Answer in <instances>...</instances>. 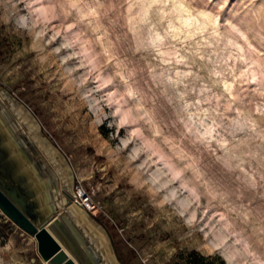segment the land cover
I'll list each match as a JSON object with an SVG mask.
<instances>
[{
	"label": "rangeland",
	"instance_id": "obj_1",
	"mask_svg": "<svg viewBox=\"0 0 264 264\" xmlns=\"http://www.w3.org/2000/svg\"><path fill=\"white\" fill-rule=\"evenodd\" d=\"M0 85L122 264H264V0H0ZM0 264H47L1 210Z\"/></svg>",
	"mask_w": 264,
	"mask_h": 264
},
{
	"label": "water",
	"instance_id": "obj_2",
	"mask_svg": "<svg viewBox=\"0 0 264 264\" xmlns=\"http://www.w3.org/2000/svg\"><path fill=\"white\" fill-rule=\"evenodd\" d=\"M0 95L7 100L13 116L19 123L25 125L33 142L46 156L52 167L56 170L57 162L51 161L46 144L50 145V149L52 148L57 151L58 156L63 159L70 169L63 154L52 142L42 135L41 125L35 114L8 90L2 88L1 85ZM16 108H21V113L16 111ZM32 124L33 127L31 128ZM15 130V123L11 122L7 113L0 109L1 212L17 227L36 240L38 254L47 264H94L91 258L89 261H86L79 245L73 243L68 236L74 238L78 244L84 246L86 243H84L81 235L78 233L79 231L86 237L92 247L97 249L98 244L96 241L90 240L87 231H85L82 225L76 222L78 224L77 231L75 227L68 224L65 218V215L69 214L67 203L64 213L57 215L56 207L47 202L49 200H46L45 197V183L41 182L36 176L33 167L29 163L26 147L18 139V134L15 133ZM59 178L62 186H66L67 184L64 179L62 177ZM64 193L69 198L72 197L67 191H64ZM61 223L66 225L72 236L69 234V231L66 233L69 234L68 236L62 233L60 230ZM101 226L108 234L115 261L118 264H122L118 260L108 229L104 225ZM89 249L91 251L90 247ZM94 260L97 259L94 257ZM100 261L101 264H108L102 256L100 257Z\"/></svg>",
	"mask_w": 264,
	"mask_h": 264
},
{
	"label": "flooded vegetation",
	"instance_id": "obj_3",
	"mask_svg": "<svg viewBox=\"0 0 264 264\" xmlns=\"http://www.w3.org/2000/svg\"><path fill=\"white\" fill-rule=\"evenodd\" d=\"M24 147H26V154L29 159V163L33 167L36 176L41 182L43 183L45 182L46 184L44 188L46 193L45 194L46 200L54 198V195L57 193L56 192L57 189H55L56 187L55 176L59 178L58 177L59 175L60 177H62V179H64V181L67 184L66 186H64L65 189H71L72 178L69 176V173L66 171V167L63 159L60 156H58L57 153H55L52 149L47 150L49 156H51V161L57 162L56 163L57 166L55 170L48 161V159L46 158V156L41 152V150L38 147H37L38 150L34 148H30L27 145ZM64 188L61 189L63 192L66 191Z\"/></svg>",
	"mask_w": 264,
	"mask_h": 264
},
{
	"label": "crops",
	"instance_id": "obj_4",
	"mask_svg": "<svg viewBox=\"0 0 264 264\" xmlns=\"http://www.w3.org/2000/svg\"><path fill=\"white\" fill-rule=\"evenodd\" d=\"M78 209L76 210V212H77V214L75 215L76 216V218H75V220H73V219H68L67 221H68V224H70V226L72 225L73 227H75V229L78 231V229H77V227H78V224L76 223V222H78L79 220H82V222L86 225V226H88V228H89V230H90V233L92 234V235H94L95 237H97V239H98V241H97V243H99L100 244V246L99 245H97V247H98V249H96V248H94V247H92V245L89 243V241L86 239V237H84L79 231H78V233L81 235V237H82V239H83V241H84V243H86L85 242V240L87 241V244H85L84 246L81 244H79L81 247H83V250L85 251L84 253H85V256L87 257V258H91L92 260H93V263L94 264H98L97 262H95L94 261V257L96 258V259H100V257H101V253H102V255H107L108 256V254L109 253H111L110 252V250H109V246H108V234H107V232L103 229V227L100 225V224H98L97 222V224L92 220V218L88 215V213L86 212V211H84L82 208H80V207H77ZM80 211V212H79ZM84 216V217H83ZM64 226L65 228H66V230L67 231H69L68 229H67V227H66V225L64 224V223H61V226ZM60 230L63 232V230L61 229V227H60ZM63 234H64V232H63ZM69 234L72 236V234L70 233V231H69ZM77 242V241H76ZM110 245H111V242H110ZM89 247L91 248V251H90V249H89ZM112 248V247H111ZM109 252V253H108ZM94 255V256H93ZM102 258H103V256H102ZM107 258V257H106ZM97 260V261H98ZM89 261V260H88Z\"/></svg>",
	"mask_w": 264,
	"mask_h": 264
},
{
	"label": "bare ground",
	"instance_id": "obj_5",
	"mask_svg": "<svg viewBox=\"0 0 264 264\" xmlns=\"http://www.w3.org/2000/svg\"><path fill=\"white\" fill-rule=\"evenodd\" d=\"M196 19V17L195 16H192L191 14H185V16H183L181 19H180V21H182V22H184L185 24L188 22V21H190V20H193V19ZM196 21V20H195ZM181 22V23H182ZM20 110H21V108H16V111H18L19 113H21L20 112ZM24 118V117H23ZM26 120V119H25ZM31 124V123H30ZM33 127V124H32V126H31V128ZM34 130V129H33ZM39 142L41 143V144H43V142L41 141V140H39ZM46 148L48 149V150H51L50 149V145H48V144H46ZM53 150V149H52ZM55 153H57V151H55V150H53ZM68 167V166H67ZM69 170V169H68ZM70 172V171H69ZM45 183V182H44ZM45 186H46V184H45ZM65 203H66V201H65ZM77 207H80V208H82L79 204H77V203H75V202H72V205H68V207H67V211L69 212V214H67V216L65 215V218H66V221L68 220V219H73V220H75V218H76V214H77V212H76V210L78 209ZM66 208V207H65ZM83 210H85L84 208H82ZM86 211V210H85ZM80 212V211H79ZM87 212V211H86ZM89 215V214H88ZM84 217V216H83ZM91 217V216H90ZM68 218V219H67ZM68 222V221H67ZM78 224H80V225H82L83 226V228L85 229V231H87V234H88V236H89V238H90V240H92V241H96V243H97V241H98V239H97V237H95L94 235H92L91 233H90V230H89V228H88V226H86L83 222H82V220H79L78 222H77ZM70 225V224H69ZM75 231V230H74ZM63 233V232H62ZM76 233V232H75ZM98 244V243H97ZM110 247V246H109ZM101 256H103V255H101ZM114 257V256H113ZM105 259V262H107V261H109V258L107 257V258H104ZM96 262V261H95ZM108 264H110V262H108Z\"/></svg>",
	"mask_w": 264,
	"mask_h": 264
},
{
	"label": "built area",
	"instance_id": "obj_6",
	"mask_svg": "<svg viewBox=\"0 0 264 264\" xmlns=\"http://www.w3.org/2000/svg\"><path fill=\"white\" fill-rule=\"evenodd\" d=\"M72 202L79 204L86 211H92L94 209V203L90 193L78 185L75 187L72 194L71 203Z\"/></svg>",
	"mask_w": 264,
	"mask_h": 264
},
{
	"label": "trees",
	"instance_id": "obj_7",
	"mask_svg": "<svg viewBox=\"0 0 264 264\" xmlns=\"http://www.w3.org/2000/svg\"><path fill=\"white\" fill-rule=\"evenodd\" d=\"M192 253L194 254V253H196V251H193ZM203 258H204V257H203ZM194 264H197V263H194Z\"/></svg>",
	"mask_w": 264,
	"mask_h": 264
}]
</instances>
